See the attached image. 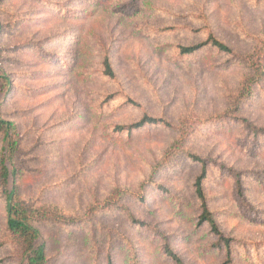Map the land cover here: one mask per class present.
Wrapping results in <instances>:
<instances>
[{
	"label": "rangeland",
	"instance_id": "rangeland-1",
	"mask_svg": "<svg viewBox=\"0 0 264 264\" xmlns=\"http://www.w3.org/2000/svg\"><path fill=\"white\" fill-rule=\"evenodd\" d=\"M0 22V64L12 80L1 115L19 127L17 186L30 206L83 219L117 188L142 193L184 133L185 152L216 164L205 193L233 239L232 264H264V138L246 126L264 129V81L241 98L264 41V0H0ZM210 35L233 54L207 46L181 56ZM144 116L172 127L118 129ZM200 171L182 154L150 181L145 203L124 199L147 228L120 209L80 226L41 223L49 264H174L168 239L184 264H224L217 236L198 225ZM6 219L0 192V243ZM0 264H20L13 247L0 248Z\"/></svg>",
	"mask_w": 264,
	"mask_h": 264
},
{
	"label": "trees",
	"instance_id": "trees-1",
	"mask_svg": "<svg viewBox=\"0 0 264 264\" xmlns=\"http://www.w3.org/2000/svg\"><path fill=\"white\" fill-rule=\"evenodd\" d=\"M3 25L0 22V37L3 34ZM211 46L214 49L219 50L223 53L233 54V50L213 37L209 36V39L201 44L181 47L180 53L183 57H189L196 54L202 48ZM264 60V41H262L258 48V53L256 56L250 58L249 66L253 71L254 78L250 81H246L244 89L242 91V101L248 100L253 91L254 87L258 86L260 82L264 81V70L263 61ZM104 66L106 68V74L110 78H115V72L109 59L107 58ZM12 89V80L10 75L5 71L3 65L0 64V95L6 98ZM132 102V101H131ZM133 103V102H132ZM2 103L0 102V135L3 136V148L0 154V192L6 201L7 219L5 226V234L7 235V240L0 243V248L5 246L13 247L15 251V257L20 259V264H49V259L47 256V244L42 237V232L38 227L41 223L51 222L53 220L58 222H63L65 224L68 221H73L72 224L75 226L83 225L88 221H94L99 219L98 217L104 216L115 209H120L123 211L127 220L137 227H149L136 219L134 213L127 207L123 206V201L127 197H137L142 203H145V196L147 191L145 190L149 185L150 181L154 180L156 174L162 171V168L168 166L172 160L176 157L185 154L188 158L192 159L193 162H197L201 167L200 175L195 179L194 188L200 203V216L198 218V225H208L211 232L215 234L218 238V244L220 249L225 250V262L224 264H232L234 260L233 255V239L226 237L224 233L220 230L219 225L214 218L213 212L210 210L208 198L205 193V184L209 180L211 175L212 166L216 165L214 162L208 159H202L197 155L189 154L185 152V144L188 140L187 134L182 133L180 138L176 140L170 149L166 152L164 159L161 164H159L153 171L150 180L145 182L141 187L142 193H134L127 189L117 188L112 191L110 196L102 202L95 203L86 212V218L77 219L71 218L63 221V218L58 214H54L46 208H37L35 206H30L24 199L20 188L17 186V181L19 178V171L17 168V159L21 148V135L19 127L14 122H9L3 119L1 115ZM172 127L171 124L164 120L154 119L149 116H144V118L132 125L119 127L118 129L122 132H129L130 134L145 128L147 125H159ZM247 128L252 131L257 137L264 138V129H258L246 124ZM235 188L237 195L242 199V203L248 206L246 201V196L244 194V182L241 178V174H235ZM145 190V191H144ZM102 214V215H101ZM163 235V239L166 237ZM168 238V237H167ZM164 254H166L174 264H184L182 258L174 251L169 239L165 241ZM136 256V254H135ZM108 264H113L111 258L108 260Z\"/></svg>",
	"mask_w": 264,
	"mask_h": 264
}]
</instances>
